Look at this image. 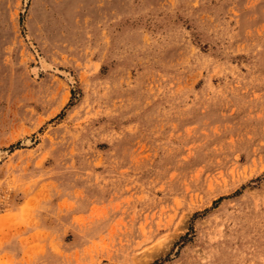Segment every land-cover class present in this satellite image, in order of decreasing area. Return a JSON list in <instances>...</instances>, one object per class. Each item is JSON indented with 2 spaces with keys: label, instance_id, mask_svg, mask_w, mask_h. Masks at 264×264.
Returning a JSON list of instances; mask_svg holds the SVG:
<instances>
[{
  "label": "rangeland",
  "instance_id": "obj_1",
  "mask_svg": "<svg viewBox=\"0 0 264 264\" xmlns=\"http://www.w3.org/2000/svg\"><path fill=\"white\" fill-rule=\"evenodd\" d=\"M0 153V264H264V0H0Z\"/></svg>",
  "mask_w": 264,
  "mask_h": 264
},
{
  "label": "bare ground",
  "instance_id": "obj_2",
  "mask_svg": "<svg viewBox=\"0 0 264 264\" xmlns=\"http://www.w3.org/2000/svg\"><path fill=\"white\" fill-rule=\"evenodd\" d=\"M42 65H43V68H46V67H49L47 64H46V62H44L43 60H42ZM50 68V67H49ZM2 153V152H1ZM0 153V160L2 159V154Z\"/></svg>",
  "mask_w": 264,
  "mask_h": 264
}]
</instances>
